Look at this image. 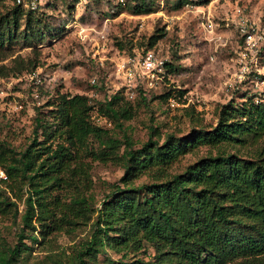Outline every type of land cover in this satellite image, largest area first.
Instances as JSON below:
<instances>
[{
  "label": "trees",
  "instance_id": "1",
  "mask_svg": "<svg viewBox=\"0 0 264 264\" xmlns=\"http://www.w3.org/2000/svg\"><path fill=\"white\" fill-rule=\"evenodd\" d=\"M151 2L131 0L129 8L134 13L146 12ZM41 20L36 10L13 0L11 10L0 16V50L17 40L41 38ZM165 67L171 70V62L166 61ZM92 86L103 91V97L94 98L93 103L81 93H61L50 101L54 114L36 116L33 140L23 149L16 150L0 139V168L5 174L0 176V211L10 206L18 210L2 184L9 186L19 176L30 186L16 241L0 243V264H21L31 248L24 238L38 241L35 229L45 235L64 225L86 223L93 214L90 237L70 253L63 252V257L54 253L55 264H96L99 252L108 257L106 246L115 252L153 249L150 259L138 257L119 264H228L237 258H242L237 264H255L264 260V102L256 103L243 94L240 101L230 99L220 106L215 125L192 128L181 136L167 133L162 142L149 137L134 147L131 134L117 136L112 130L122 128L124 120L133 116L131 104L120 90L110 93L102 81L95 80ZM139 89L137 96L146 101L147 89ZM94 112L106 121H98ZM39 130L44 139L56 135L68 145L59 142L51 148L46 141H37ZM90 137L101 147L96 151L99 157L119 156L124 185L107 183L109 190L99 207L94 206L92 193L82 191L71 193L68 203L56 196L47 198L43 192L48 186H62L68 178L78 181L79 165L70 164L75 155L67 146L83 145ZM199 143L218 149L179 171L168 172ZM250 145L254 148L247 154L236 149ZM143 172L153 180L132 185V179Z\"/></svg>",
  "mask_w": 264,
  "mask_h": 264
},
{
  "label": "rangeland",
  "instance_id": "2",
  "mask_svg": "<svg viewBox=\"0 0 264 264\" xmlns=\"http://www.w3.org/2000/svg\"><path fill=\"white\" fill-rule=\"evenodd\" d=\"M130 1L37 0L34 10L42 19V37L33 38L31 42L17 40L0 50L1 140L16 150L26 147L34 137L36 116L54 114L50 101L61 93L85 94L91 103L94 98H102L103 91L92 86L94 76L110 93L120 90L131 104L133 116L124 120L122 128L116 126L112 130L117 136L131 134L134 147H139L149 137L162 142L167 133L181 136L192 128L215 125L223 103L230 99L240 101L243 94L254 93L255 75H264V40L256 64L252 62L250 71L239 80L237 59L242 37L238 32L236 9L240 7L250 20L264 29V0H200L182 6L176 4L177 0H152L150 10L140 13L132 12ZM12 2L0 0V16L11 10ZM208 23L213 29L207 28ZM23 26L24 17L20 28ZM148 48L171 62L172 69L164 67L156 84L147 88L148 99L143 101L137 96L140 87L134 89V96L125 94L123 79L116 67L124 56L139 55ZM168 91V96H162ZM40 131L37 141H46L51 148L59 142L68 145L56 135L44 139ZM67 147L75 155L70 164L79 165L75 176L78 181L68 178L67 183L48 186L43 193L49 199L56 196L64 203L70 201L69 196L75 191L92 193L94 206L99 207L104 193L109 190L107 183H120L124 169L119 156L99 157L96 151L101 147L91 137L83 145ZM253 148L250 145L236 149L247 154ZM217 149L199 143L168 167V172L179 171L188 162L208 152L215 153ZM229 149L235 150L226 147ZM151 180L152 175L143 172L132 179V185ZM25 181L18 176L9 186L2 184L18 210L15 212L10 206L0 211V243L16 241L30 187ZM94 217L95 214L86 223L64 225L45 235L40 234L39 228L35 229L38 241L24 238L31 248L22 255L21 264H55L51 258L54 253L63 257V252L70 253L90 237ZM25 233H29V228ZM105 251L108 257L99 252L96 264H119L118 261L138 257L147 260L153 249L148 247L147 253L143 250L115 252L106 246ZM241 261L242 258H237L228 264ZM255 264H264V260Z\"/></svg>",
  "mask_w": 264,
  "mask_h": 264
},
{
  "label": "built area",
  "instance_id": "3",
  "mask_svg": "<svg viewBox=\"0 0 264 264\" xmlns=\"http://www.w3.org/2000/svg\"><path fill=\"white\" fill-rule=\"evenodd\" d=\"M26 9H35L37 7V0H15ZM198 1V0H190ZM236 14L238 18V32L242 37V43L239 45L238 52V63L239 71L237 78L242 80L247 73L250 71V64L253 62L256 64L258 51L260 44L264 40V29L257 25L254 21L250 20L249 17L242 11L240 7H237ZM208 29L211 28V24H207ZM165 62L158 53L151 48L146 49L142 54L139 55H128L124 56L117 63V72L119 77L123 79V85L125 88V94L134 96V89L137 87H148L154 86L159 79V75L163 73ZM254 85L256 89L254 93L247 96H252L254 102H264V75H255ZM96 80L95 76L91 78V82L94 83ZM36 97L37 93L34 94ZM93 116L100 122H105L106 118L101 115H97L94 112ZM0 176L5 177V174L0 170Z\"/></svg>",
  "mask_w": 264,
  "mask_h": 264
}]
</instances>
